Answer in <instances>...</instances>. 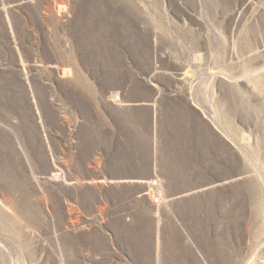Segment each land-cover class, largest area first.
<instances>
[{
    "label": "rangeland",
    "instance_id": "obj_1",
    "mask_svg": "<svg viewBox=\"0 0 264 264\" xmlns=\"http://www.w3.org/2000/svg\"><path fill=\"white\" fill-rule=\"evenodd\" d=\"M0 6V264H264V0ZM154 73L185 76L239 146L238 179L177 209L162 243L150 203L127 225L118 189L80 179L120 127L111 93Z\"/></svg>",
    "mask_w": 264,
    "mask_h": 264
},
{
    "label": "crops",
    "instance_id": "obj_2",
    "mask_svg": "<svg viewBox=\"0 0 264 264\" xmlns=\"http://www.w3.org/2000/svg\"><path fill=\"white\" fill-rule=\"evenodd\" d=\"M184 78L135 75L130 84L118 92L115 89L110 101L118 109L120 127L113 122L109 138L89 145L85 172L80 176L100 194H106L103 187L120 191L127 225H137V206L150 203L151 221L145 224L155 227L160 243L174 236L165 227L185 225L177 209L239 177L228 174L225 181L229 165L225 147L231 159L235 154L238 160V143L225 142L208 118L207 101L198 91L184 88L179 83ZM195 252L200 258V252Z\"/></svg>",
    "mask_w": 264,
    "mask_h": 264
},
{
    "label": "bare ground",
    "instance_id": "obj_3",
    "mask_svg": "<svg viewBox=\"0 0 264 264\" xmlns=\"http://www.w3.org/2000/svg\"><path fill=\"white\" fill-rule=\"evenodd\" d=\"M215 118V117H214ZM218 124V123H217ZM55 177V176H54ZM57 177V176H56ZM36 178V177H35ZM150 195V194H149ZM157 196H158V194H156ZM154 196V195H153ZM159 198H160V196H159ZM154 200H155V198H154ZM158 202H159V200H158ZM0 246L1 247H3V248H5V246H3V244H0ZM60 260V259H59ZM65 261L62 259L61 260V263H64Z\"/></svg>",
    "mask_w": 264,
    "mask_h": 264
},
{
    "label": "built area",
    "instance_id": "obj_4",
    "mask_svg": "<svg viewBox=\"0 0 264 264\" xmlns=\"http://www.w3.org/2000/svg\"><path fill=\"white\" fill-rule=\"evenodd\" d=\"M116 98H117V100L119 99V97L116 95Z\"/></svg>",
    "mask_w": 264,
    "mask_h": 264
},
{
    "label": "water",
    "instance_id": "obj_5",
    "mask_svg": "<svg viewBox=\"0 0 264 264\" xmlns=\"http://www.w3.org/2000/svg\"><path fill=\"white\" fill-rule=\"evenodd\" d=\"M0 8H3V6H0Z\"/></svg>",
    "mask_w": 264,
    "mask_h": 264
}]
</instances>
